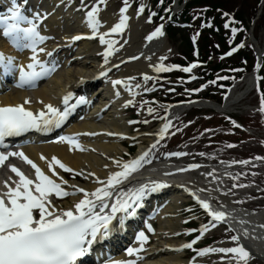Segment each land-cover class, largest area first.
Segmentation results:
<instances>
[{
	"label": "bare ground",
	"instance_id": "bare-ground-1",
	"mask_svg": "<svg viewBox=\"0 0 264 264\" xmlns=\"http://www.w3.org/2000/svg\"><path fill=\"white\" fill-rule=\"evenodd\" d=\"M5 1L0 0V5L5 4L7 6L4 7L7 10V16L10 15V9L17 6L22 8L21 4H24L23 0H9L11 5ZM65 1L37 0L36 2L39 3L32 11L34 17L37 14L40 17L35 20L37 30L42 36L47 37L43 43L36 46L37 50L39 48L45 50L44 52L37 51L38 59L45 64L54 63L47 81L29 92L18 86L16 77V83L12 89L2 81L3 75H0V107L24 104V101L28 100L30 103L24 104L26 109L32 112L46 109L45 105L54 103L61 95L66 96L71 91L87 90L85 87L97 78L95 77L96 73L101 72L106 67L111 68L110 72L90 92L87 90L86 94L81 95L86 101L83 108L87 111L81 114L79 120L76 118L71 120L60 135L22 145V148L28 149L27 152L40 162L39 164L44 168L45 174L60 183L62 188L66 182L63 177L65 170L53 162V168L57 173L53 175L48 166L52 157L58 158L67 167L78 172L85 181L82 187L93 192L96 188L105 186L102 183H95V181L106 182L110 174L122 170V163L135 160L146 153L147 147L160 138L164 125L171 123L177 114L186 110L183 108L186 104L183 105L182 103L181 106L179 103L171 104L156 125L149 127V129L131 132L128 123L121 119V111L127 104H130L129 101L133 102L136 94L143 86V83L135 79V74H141L145 79V77L157 74L159 71L156 69L161 65L164 67L165 58L168 56L164 34L152 39H148L151 35L146 34L144 38L138 40L141 34L139 29L142 26V19H140V14L137 11L127 7L121 8H126L125 12L113 11L109 6L101 8L99 6L101 0H97L94 8L98 9L96 19L99 21V25L96 29V35H93V29L88 26L87 15L76 19L74 15L69 16V13L72 12L70 5L65 8L55 5ZM26 2L27 4L30 3L29 0ZM22 13L28 18L31 14L27 12L28 15L25 10H22ZM122 16L127 17L126 26L119 32H111V29L120 22ZM26 26H28L27 22L23 23L22 27ZM82 33H91L90 38L95 36L100 38L101 35H104L105 41L113 42L112 48L109 49L108 43H101V41H97V44L91 46L88 43L89 39H73ZM26 43L28 41L23 38L19 41L21 46L14 44L11 39L10 41L0 40V52L6 56L14 57L16 65L26 66L31 62L33 55L31 48L22 46ZM69 48H76L77 50L68 53L65 58L60 56L61 53L65 54ZM109 51L111 54L107 56V63H105L104 54ZM95 52L103 54L102 60H96V56L93 55ZM18 73L17 69L16 75ZM254 74L255 72L252 71L246 75L243 79V87L236 89L235 86L229 89L223 104L218 105L208 101L199 104L202 106L204 104L208 108L215 107L224 113L232 111L236 104L233 101L236 95H242L239 98L241 99L253 88ZM84 80L86 81L84 82ZM117 80L122 83L113 84V81ZM122 102L124 103L121 104ZM257 110L259 111V108ZM122 135H129L135 140H146V143H139V147L135 149V157L127 161L123 159L128 149L122 147ZM61 136L75 138L80 148L69 145L67 141L61 142L59 139ZM42 156L45 159H42ZM146 160L148 157L135 172L143 170L145 175L134 183L135 187H139L142 182L149 185L150 188L146 190L147 194L143 198L146 200L157 199L160 196L156 190H152L153 184L151 182L154 179L157 183L158 181L168 183L166 184L167 188L173 186L175 189L163 201V208L158 207L155 210L153 217L157 221V229L150 230L147 228L149 232H146V230L142 231L140 227L136 236L113 260L127 256L129 258L138 257V264H190L191 260L185 259L181 249H179L183 245V241L178 238V225L182 222L178 216V204L189 199L195 201L198 197L200 200L207 201L212 211L226 213L224 221L215 222L211 217L210 222L216 225L224 224L229 229L232 228L233 236H238L239 241L232 240L231 242L235 245L242 244L250 252L251 257H256L264 263V227H261L264 225V207L262 209L247 208L246 204L235 201L233 194H230L224 186L227 185L226 175L228 176V173H225L227 171L225 166L227 165L212 166L210 169L201 171L202 169L191 170L185 166L180 169L173 166L171 169L172 164L166 165L167 162H162L158 166H151V163ZM116 161L121 162L120 167ZM174 167L175 170H173ZM195 170L198 171V174L193 177L192 173H195ZM3 180L5 181V178ZM76 193V190L72 191L70 198L73 199V202L78 203L84 197ZM51 203L52 205L55 204V209L59 212L65 208H74L73 203H68L64 207L60 203L53 201ZM245 230L247 235H244ZM127 232L125 231L126 234ZM140 232H144L147 236L146 241L142 242L137 239ZM141 247L142 250L138 253H134L132 256L128 255V248L141 249ZM220 248L223 247H211L210 249ZM210 253H218L220 256L233 254L209 251L201 255V258L209 256Z\"/></svg>",
	"mask_w": 264,
	"mask_h": 264
},
{
	"label": "snow or ice",
	"instance_id": "snow-or-ice-1",
	"mask_svg": "<svg viewBox=\"0 0 264 264\" xmlns=\"http://www.w3.org/2000/svg\"><path fill=\"white\" fill-rule=\"evenodd\" d=\"M121 11L125 12L126 8L121 9ZM141 11H143V8H141ZM97 12L98 9L93 8L87 13L88 26L93 29V35H96V29L99 25V21L96 19ZM39 18V14H37L33 19H29L21 12L18 6L10 9L9 16L0 17L3 35L11 38L12 42L17 46H21L19 41L22 38L27 40L28 43L22 46L31 48L33 52L31 62L26 66L16 65L14 57L6 56L0 52V65L3 66L5 73H11L13 70L18 69V86L20 87L29 84L34 85L38 79L52 71L37 56V51H45L43 48L37 50V44L43 43L47 39V37L42 36L37 30L35 20ZM126 20L127 17L122 16L120 22L111 29V32L121 31L126 26ZM24 22H27L28 26L22 27L21 25ZM233 31L235 32L236 30L233 29ZM162 34L161 28H157L148 39ZM81 38V36L73 37L74 40ZM100 41L101 43H108L109 49L112 48L113 42L105 41L104 35L100 36ZM235 50L233 49V51ZM110 54V51L104 54L105 63H107V56ZM48 55H51V53H48ZM228 55H231V53H228ZM195 66L192 65L191 67ZM172 67L178 66L174 65ZM191 67L184 68L183 71H191ZM156 70L169 69H165L161 65ZM101 75H106V73H101ZM145 79H149V77H145ZM120 83L122 82L118 80L113 81V84ZM69 98L70 94L64 98L65 105H67ZM79 102L83 103L86 101L81 97ZM28 103L30 101H24V104ZM24 104L0 107V142H3L5 137L16 135L32 128H39L41 125H50L55 122L59 126L69 114L67 107L64 111H61L51 104L45 105L47 112L41 111L39 114H34L32 111L26 109ZM262 105H264V97H262ZM149 111L151 112L153 109H149ZM261 111H264V107L261 108ZM145 122L147 123V121ZM169 127L170 122L164 125L160 135L163 136ZM109 135L112 134L109 133ZM59 139L61 142L67 141L69 145L80 148V145L73 137L61 136ZM229 147H232V145H229ZM7 155H19L29 163L35 169L36 180L29 179L18 168L11 166V171L16 173L19 180L15 182V187H12L5 181V188L7 190L0 192V264H78V261L90 252L92 245L98 239H103L109 235L110 225L115 219L116 213L125 212L129 215H134V206H140L138 202L147 194L146 190L149 189V185L141 186L128 194L127 199H118L116 203L112 204L111 214L101 215L104 208L109 207L104 202L106 197L112 195L109 189L115 184L120 183L122 178H126L136 171L146 159L148 155L146 152L139 158L124 162L122 165L120 161H116L118 165H121L122 170L110 174L106 182L98 181V183L105 185L103 188H96L91 193L86 192L83 188L77 189V191L84 194V198L75 204L74 210H62L57 213L49 197L53 194L57 197L67 196L70 193L65 191L60 183H57L56 180L46 175L23 152L8 153ZM171 155H184V153H172ZM41 158L45 159L43 156ZM6 159L7 156L0 152V164H3ZM53 162L65 171H73L58 158L52 157V161L49 162L48 166L52 170L53 175L57 174L53 168ZM241 163H247V161H241ZM192 167H197V165H192ZM164 186L163 184L154 183L152 190ZM197 199L199 200L198 197ZM199 203L203 208L210 211V215L215 222L225 220V212L212 211L207 201L199 200ZM98 204L100 206L99 212L95 211ZM130 209L132 211H129ZM34 212L39 213L38 218H36ZM121 223H123L122 220ZM212 226H215V224ZM261 227H264V225H261ZM203 230L208 231V226L205 225ZM244 235H247L246 230ZM137 239L143 242L147 240V236L144 232H140ZM232 240L238 242L239 237L233 236ZM192 243L194 244L195 241ZM184 247L191 248L192 244L184 245ZM141 250L142 247L141 249L128 248L127 253L129 256H132ZM209 251L236 254V258L241 264H247V261L251 258L250 252L239 243L238 246L232 248L205 249L200 254L203 255ZM114 264H136V262L129 259L117 261Z\"/></svg>",
	"mask_w": 264,
	"mask_h": 264
},
{
	"label": "rangeland",
	"instance_id": "rangeland-1",
	"mask_svg": "<svg viewBox=\"0 0 264 264\" xmlns=\"http://www.w3.org/2000/svg\"><path fill=\"white\" fill-rule=\"evenodd\" d=\"M161 1L162 0H108L106 4L114 11L119 10V8H121V6L125 4L129 5V7L134 10L140 9V7H143L144 5L146 8V12H150L154 16L161 17L162 12L166 9L165 7L163 10H160L161 8L159 6ZM80 2H82V0H78L76 4ZM76 4H73V10L76 9ZM260 5L261 4L257 2V0H246L244 3H242L241 0H230L226 6H222L228 11L229 14L238 13V15L244 17V27L239 31L237 30L238 36L243 35L248 27L249 30L246 31L247 34L250 31L253 32L252 36L256 39L255 42L247 39V41L244 42L246 45L245 49L242 51L239 57L234 58L235 61H240L241 64H243V60H241V56L243 54L246 53V59L249 61V55L253 58L254 55L256 56V46H259L261 49L264 48V21H260V18H257V14L259 16L260 11L258 9L256 11V8L260 7ZM179 7H182V4H179ZM77 8H80L79 5ZM173 11H176L175 8ZM254 11H256L253 17L254 21L249 22V18ZM216 12L214 17H210L209 19V25L211 26H213V22L214 25H216V22L221 21L223 18H228L226 17L227 15L220 17L218 16V14H216ZM78 14H83V11L80 10ZM155 21L156 19L150 22L147 19V15H144L142 17V26L139 29L141 34L140 37H138V40L145 37L146 33H150L152 31L151 29L153 28ZM247 21L250 26L247 25ZM178 23L176 26H174L173 24V26L170 27L171 33L165 38V43L167 46L166 48L168 49V58L165 60V63L171 66L175 65L179 67L180 65H184L190 59L195 58V54L193 53V51H189L187 47V45L189 44V37L191 35L190 31H186L183 27H181V30L180 28H178ZM227 23L228 21H226V24ZM193 24L194 26H198L199 24H201V22L198 23V20H196ZM233 29L234 27L231 28V32H233ZM230 41L231 37L229 38V42ZM213 53V51H210L209 56H207L206 60L211 61L214 58ZM235 61H223L222 65L228 70V73H232L235 71ZM247 65L245 69L247 70V72L245 71L247 74L255 70L252 65L251 66L253 69L251 68L250 64L248 66ZM198 69L199 68H194L197 75L200 76L201 72ZM239 69L244 71V67H238V70ZM224 73L225 72L221 73L219 77L221 78ZM231 73L226 74L225 79L231 80ZM247 74L243 75V79ZM183 80V76L181 74L179 75V73L177 72L170 73L167 76L165 75L161 81L162 89L158 90L162 91V94H160V96L164 97V99H169L170 97V99H172L181 96V91L177 93L175 91L173 94L169 95H165L164 91H167L170 88H177L178 90H180V88H182V86L185 84ZM204 83L205 86H207V83ZM237 85H240L239 81H237ZM151 87H153V85L150 82V84H148L143 91H146L147 89L149 90ZM210 87L211 86H208V88ZM155 90H157V88H155ZM241 96L240 94H238L233 100L234 103H236V105L233 107V111L236 113V117H238L244 125H248L249 128L251 127L250 132L247 133L241 130L235 131L233 127L229 128L228 123L223 122L224 116L220 115V112L215 110L213 111L208 107H193L189 110H187L186 108V110L182 111L181 114L177 116L178 119L175 120L173 126L171 127L170 136L172 135L171 133L175 130H177L178 136L176 138L171 137L169 139L161 141V143L158 144L157 148L160 149L159 151H165L166 149H172L173 147L189 143V146L196 145V148L203 149V152L207 151V153H205L204 155V160L208 165L213 164L217 166L221 163H225L226 165L230 164L229 168L228 166H225V169L227 170L226 173H228L229 171H233V166L241 167L243 169L242 177L233 178L234 182L228 181L227 185H225L227 188L226 190H228L230 194H233V196L235 197V201L246 204L245 206L247 208L262 209L264 207V116L260 111L258 112L257 110V106L260 103L259 93L257 94L256 92H253L247 95V97L239 99ZM206 97L207 98L205 99H209L208 94L206 95ZM214 97L217 96H210V98L212 99H214ZM152 102H155V104L158 103L156 100L152 99H148V101H144L143 99L141 100V105L143 107V116L141 117H135V112H131L129 110L126 112H121V114L123 113L122 116L125 120H133V118H139L141 120L147 121L146 125H142V123L138 125L136 123H130L132 132H136L140 129H147L149 124L153 125L156 123V121L152 120L153 118L155 119V117H152L149 114V109H153V111L158 109L154 106V108L149 106V104H151ZM244 120L247 122H244ZM163 145H166V147L164 148ZM229 145H232V147H229ZM125 146L126 142L123 143L122 147ZM203 152H201L200 155H203ZM161 156L162 154L161 152H159L155 157L159 158ZM194 156L197 159V156ZM241 161H247V163H241ZM199 162H202V160H199ZM202 169L203 170L201 171H205L206 169L210 168L207 166L206 168L202 167ZM197 172L198 171L195 170V173H192V176H197ZM241 185H243V187H241ZM236 187H238L239 189H236ZM187 216L188 215H181L180 217L183 220H186ZM200 217L201 218L195 217V221H199L195 225L197 228L201 227V222L208 223L205 216L201 215ZM211 231H214L213 234L209 236L208 239H203V241H200L197 248L207 249L211 246L232 248L238 246V244L235 245L231 242L234 234L233 231H229L228 228L224 225H218L213 230L203 231L198 235L199 237H203L206 234H209ZM190 237L191 236L188 235L186 238ZM223 256L228 258L227 260L229 261L224 264H241V262H239L237 258H234V255ZM221 257L222 256L220 255L212 254L208 260H203V262L200 264L221 262L223 260V258ZM247 264L264 263H262L256 257H251L247 261Z\"/></svg>",
	"mask_w": 264,
	"mask_h": 264
},
{
	"label": "trees",
	"instance_id": "trees-1",
	"mask_svg": "<svg viewBox=\"0 0 264 264\" xmlns=\"http://www.w3.org/2000/svg\"><path fill=\"white\" fill-rule=\"evenodd\" d=\"M230 0H187L186 4L184 5V10L182 13V16L184 19L188 20L191 19L193 16H196L199 14H202L203 16L206 15H214V10L221 8L222 6H226L227 3ZM246 0H241L242 3H244ZM259 0H257L258 2ZM203 6H207L206 9H203ZM255 8V7H254ZM253 8V10H254ZM258 8V7H257ZM256 8V10H257ZM203 9V10H202ZM254 11L252 15L249 18V21H251L254 17ZM262 15L260 17V21H264V4L262 7ZM238 15V13H237ZM239 18H243L241 15H238ZM206 32V33H205ZM205 32H203L202 35H200V50L203 57H205L209 51V49H215V46L212 44L211 38H209V35L211 33H216L215 29H206ZM189 47V44H188ZM217 51V49H215ZM216 67H219V63L213 62V68L216 69ZM211 68V67H210ZM211 76V75H209ZM263 91V97H264V88Z\"/></svg>",
	"mask_w": 264,
	"mask_h": 264
}]
</instances>
